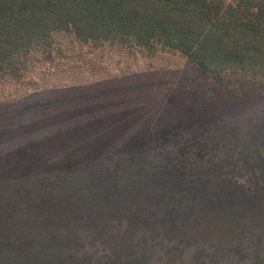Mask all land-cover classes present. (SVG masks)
<instances>
[{
    "label": "rangeland",
    "instance_id": "rangeland-1",
    "mask_svg": "<svg viewBox=\"0 0 264 264\" xmlns=\"http://www.w3.org/2000/svg\"><path fill=\"white\" fill-rule=\"evenodd\" d=\"M60 46L0 85V264H264V84Z\"/></svg>",
    "mask_w": 264,
    "mask_h": 264
},
{
    "label": "trees",
    "instance_id": "trees-1",
    "mask_svg": "<svg viewBox=\"0 0 264 264\" xmlns=\"http://www.w3.org/2000/svg\"><path fill=\"white\" fill-rule=\"evenodd\" d=\"M66 38L190 60L217 84H264V0H0V85L26 84Z\"/></svg>",
    "mask_w": 264,
    "mask_h": 264
}]
</instances>
